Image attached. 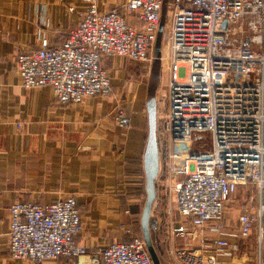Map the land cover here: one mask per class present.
<instances>
[{
	"label": "built area",
	"instance_id": "built-area-1",
	"mask_svg": "<svg viewBox=\"0 0 264 264\" xmlns=\"http://www.w3.org/2000/svg\"><path fill=\"white\" fill-rule=\"evenodd\" d=\"M84 1L60 46L41 39L39 49L15 60L24 88L49 86L61 105L112 94L105 58L149 61L163 7V0H127L121 11L101 12L96 0ZM168 7L167 104L156 133L166 152L160 181L174 193V209L163 207L161 220L156 197L151 232L166 230V264H235L247 258L243 243L251 239L253 259L264 264V0H169ZM114 119L120 128L130 124L120 111ZM247 185L256 188V200L251 196L231 227L228 205ZM82 229L74 196L15 202L9 256L33 264L78 258L86 254L76 239ZM95 254L79 264H154L139 236Z\"/></svg>",
	"mask_w": 264,
	"mask_h": 264
},
{
	"label": "crops",
	"instance_id": "crops-1",
	"mask_svg": "<svg viewBox=\"0 0 264 264\" xmlns=\"http://www.w3.org/2000/svg\"><path fill=\"white\" fill-rule=\"evenodd\" d=\"M126 1L96 4L101 12L121 11ZM86 8L84 0H0V264H33L8 253L9 208L15 202L76 200L83 225L76 239L86 254L43 264H79L111 242L142 238L137 217L145 192L150 65L107 57L103 68L112 94L66 105L57 102L49 86L24 88L15 71L16 58L39 49L41 39L50 48L60 46ZM160 72L156 102L162 88L168 91V85H160ZM119 111L130 119L126 128L115 122ZM160 115L158 108L157 121ZM234 204L235 199L228 211ZM159 230L151 233L152 244L163 242L155 238L160 234L167 251L166 230Z\"/></svg>",
	"mask_w": 264,
	"mask_h": 264
},
{
	"label": "water",
	"instance_id": "water-1",
	"mask_svg": "<svg viewBox=\"0 0 264 264\" xmlns=\"http://www.w3.org/2000/svg\"><path fill=\"white\" fill-rule=\"evenodd\" d=\"M162 14V11H161ZM164 23L160 19L159 28L157 32L153 57L157 61L161 53V35L163 34ZM152 66L149 85L150 91L146 101V114L148 120V135L146 140V147L143 154V170L145 175V201L140 216V229L142 239L144 240L148 252L154 264H160L151 239V228L153 222L150 217L153 202L156 198L155 181L159 172V151L157 144V102L154 96L155 87L159 83V67Z\"/></svg>",
	"mask_w": 264,
	"mask_h": 264
},
{
	"label": "rangeland",
	"instance_id": "rangeland-1",
	"mask_svg": "<svg viewBox=\"0 0 264 264\" xmlns=\"http://www.w3.org/2000/svg\"><path fill=\"white\" fill-rule=\"evenodd\" d=\"M168 2H169V0H163V7H162V14H161L162 23H164V22L170 23L171 22V16L173 14V9L168 7ZM164 38H165V34L163 32V34L161 35V53H160L159 59L156 61L153 57L154 54L152 53L153 55H152L151 59L147 62L142 63V64L147 65V66L150 65V67H151L150 71H151L152 66L154 65V62H156L155 65H157V67H159V70L161 69L160 85L166 86V85H168V82H169V70H168L169 61L167 58V48L165 45ZM150 73L148 76V82H147L148 85H149V81H150ZM181 76H184V72L181 73ZM165 96H166V88L164 87V88H162L160 95L158 96L159 97L158 101H157L160 114H162V112L165 111V109H166L167 103H166V97ZM158 122H159V120L157 121V123ZM201 138L204 139L205 135H202ZM206 138H208V136H206ZM201 150H203V149H201ZM165 153H166L165 151L160 150L161 159L163 158ZM161 182L162 181H160V178H159V181L156 180L157 197L159 196V198H158V205H157L158 208L156 207L155 213H157L158 216H160L159 211L163 207L165 209H167V207L174 209V193L173 194L171 193L169 195V193L164 190V186H162ZM255 189H256L255 187H252L250 185H247L244 187L243 186L238 187V190L234 196L235 204L233 205V208H231L228 211V214H227L228 224L231 227H235L236 216L241 211V208L249 203L251 196L253 197V201L256 200V190ZM142 194H143V199L141 200V204H140L141 209H142L144 201H145V192H143ZM159 203H160V205H159ZM139 218L140 217H137V220H139ZM160 219L163 220L161 218V216H160ZM161 223H162V221H161ZM158 231L161 233L160 230H158ZM158 231L156 230L157 233H158ZM151 233L154 235V232H151ZM155 237H157L158 239L160 237L161 240H163V242H164L165 238L163 236L155 234ZM243 247H244V250L246 251L247 258L245 257L241 261L234 260L233 262L235 264H256L255 260L253 259V254H254L253 240L252 239L249 241L247 240L245 243H243Z\"/></svg>",
	"mask_w": 264,
	"mask_h": 264
},
{
	"label": "trees",
	"instance_id": "trees-1",
	"mask_svg": "<svg viewBox=\"0 0 264 264\" xmlns=\"http://www.w3.org/2000/svg\"><path fill=\"white\" fill-rule=\"evenodd\" d=\"M157 235H160V234H157ZM151 239H154V237L152 235H151ZM159 239H160V237H159ZM153 246H154V249H155L156 254L158 256V259L160 261V264H166L167 259H168V254L166 251L165 244L162 241H160L158 243L155 241L153 243Z\"/></svg>",
	"mask_w": 264,
	"mask_h": 264
}]
</instances>
